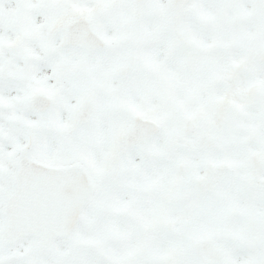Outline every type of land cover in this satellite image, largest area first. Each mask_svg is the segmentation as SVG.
<instances>
[{
	"label": "snow or ice",
	"instance_id": "snow-or-ice-1",
	"mask_svg": "<svg viewBox=\"0 0 264 264\" xmlns=\"http://www.w3.org/2000/svg\"><path fill=\"white\" fill-rule=\"evenodd\" d=\"M0 264H264V0H0Z\"/></svg>",
	"mask_w": 264,
	"mask_h": 264
}]
</instances>
